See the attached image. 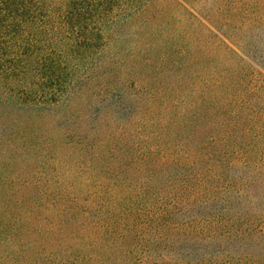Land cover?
I'll use <instances>...</instances> for the list:
<instances>
[{
    "label": "trees",
    "instance_id": "16d2710c",
    "mask_svg": "<svg viewBox=\"0 0 264 264\" xmlns=\"http://www.w3.org/2000/svg\"><path fill=\"white\" fill-rule=\"evenodd\" d=\"M219 6L246 33L190 0H0V159L112 163L58 193L0 177V264H264V0Z\"/></svg>",
    "mask_w": 264,
    "mask_h": 264
},
{
    "label": "rangeland",
    "instance_id": "374dc122",
    "mask_svg": "<svg viewBox=\"0 0 264 264\" xmlns=\"http://www.w3.org/2000/svg\"><path fill=\"white\" fill-rule=\"evenodd\" d=\"M193 8L203 16L209 17L213 21L215 26V33H244L237 30H233L232 26L235 24L232 21L225 20L223 13H219V19L217 17V9L220 8L219 0H190ZM165 7V6H163ZM167 8V7H166ZM169 9V10H168ZM173 8H167L168 11H172ZM229 24V26H228ZM252 32V31H250ZM246 33V32H245ZM249 33V32H248ZM97 89V88H96ZM90 93H84L79 101L82 102L80 107H84L86 101L89 99ZM84 103V104H83ZM94 104H91V108L95 107ZM87 108V106H86ZM89 107L87 114L91 110ZM85 111V110H84ZM83 115V109H82ZM81 115V117H83ZM88 118L79 121L80 128L78 129L79 133L84 131H89L91 129L97 128V121H95V114L86 115ZM89 117H91L89 119ZM96 127V128H95ZM131 129H125L124 131L119 132L122 138L129 137V132ZM158 131V130H157ZM107 132H104V135ZM103 135V136H104ZM103 137H98L94 145L99 147ZM127 140L123 139V143ZM122 143V144H123ZM121 144V145H122ZM102 149L106 146H101ZM68 146H62L60 143H52L51 146L47 147V150L44 152L41 149L34 148H20L18 151V159L14 157L13 153L9 159L4 158L0 159V165H3L1 171V178L10 181L11 184H17L13 187L14 192L24 193V194H33L37 191L41 192H54L58 193L64 181L68 183L72 182L79 186V182L92 178V179H103L104 174L109 176L107 170L112 166L111 161L106 160V157H100L96 150L93 152H84L78 150H69ZM96 159V161H95ZM100 166L101 169L98 171L97 166ZM111 165V166H110ZM115 167V164L113 165ZM70 175V176H69ZM50 182L59 183L56 188L49 187ZM37 183H41L44 187H37ZM29 184L30 186H26ZM36 188L31 189V185H35Z\"/></svg>",
    "mask_w": 264,
    "mask_h": 264
}]
</instances>
